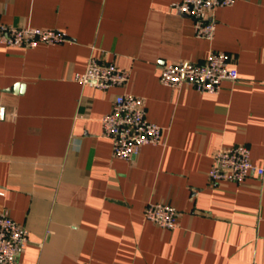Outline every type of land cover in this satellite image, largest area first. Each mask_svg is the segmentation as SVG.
<instances>
[{"label":"crops","instance_id":"crops-1","mask_svg":"<svg viewBox=\"0 0 264 264\" xmlns=\"http://www.w3.org/2000/svg\"><path fill=\"white\" fill-rule=\"evenodd\" d=\"M175 1L0 0L2 21L69 36L0 42V104L12 114L0 120V211L29 236L16 264H264V177H208L221 147L247 145L264 165V0L218 7L211 41ZM212 49L239 72L219 92L160 82L164 63H202ZM92 55L129 69L128 83L76 81ZM122 92L145 97L163 135L130 160L113 156L101 124ZM160 201L180 211L174 229L145 217Z\"/></svg>","mask_w":264,"mask_h":264},{"label":"built area","instance_id":"built-area-1","mask_svg":"<svg viewBox=\"0 0 264 264\" xmlns=\"http://www.w3.org/2000/svg\"><path fill=\"white\" fill-rule=\"evenodd\" d=\"M234 2L177 0L173 6L178 14L193 18L197 37L211 41L216 35V9ZM68 39V33L63 29L6 23L0 15V42L6 45L34 48L40 43L57 45ZM130 75L129 69L115 61L92 55L75 79L83 85L107 90L125 86ZM238 78L239 72L231 65L230 53L218 49H212L202 63L186 60L166 62L161 66L160 73V82L164 85L177 88L191 86L209 93L219 92L224 81L234 82ZM11 115L6 106L0 104V120L9 119ZM101 124L103 134L112 139V154L116 158L130 160L143 145L162 142V127L148 119L146 99L141 95L117 93L110 111L102 116ZM252 174L264 177V165L252 161L250 148L244 144L217 149L208 170L211 183H241ZM144 213L148 220L164 229H174L181 214L171 203L163 201L148 203ZM28 241V229L14 220L8 211H0V264H16Z\"/></svg>","mask_w":264,"mask_h":264}]
</instances>
